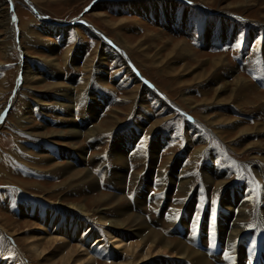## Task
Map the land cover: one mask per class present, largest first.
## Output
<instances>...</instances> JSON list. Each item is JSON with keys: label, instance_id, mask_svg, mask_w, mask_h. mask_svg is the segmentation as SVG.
Returning <instances> with one entry per match:
<instances>
[{"label": "rangeland", "instance_id": "1", "mask_svg": "<svg viewBox=\"0 0 264 264\" xmlns=\"http://www.w3.org/2000/svg\"><path fill=\"white\" fill-rule=\"evenodd\" d=\"M4 1L7 6L9 25L14 28H11V39L7 47V52L10 54V57L0 59V79H3L2 84H0V108H2L0 109V116L3 118L0 119V212L2 214L0 217L1 219H6L5 222L7 223L0 226V258H4L5 261L3 262L10 264H34L30 259L29 253L24 251L25 248L22 244L17 246V248L23 251L22 256H20L22 259H18L20 262H18V260L15 262V259H17V256L13 254H16L14 245V243H16L15 239H22L24 237V231L29 228L22 226L16 228L15 225L19 221L26 220V218L28 221H31L30 217H19V215L15 213V204L17 202L20 204V202L22 203L24 201H33L34 203L42 204L43 200L33 196V194L39 195L37 193V188L26 187L22 189L16 182L20 180L21 183L26 184L38 183L49 191L52 189L53 185L59 184L64 178L60 173L54 175L46 173L45 170H47L46 166L49 164H60L66 160L65 157H62L61 153L63 152L62 150L70 152V148H66L62 143L65 144L67 140L69 141V138L61 136L57 137V139H53L58 144L53 143L51 141L52 139L49 143L47 139L27 134V124L25 125L23 121H19L23 116L24 104L29 103L30 109L33 104V106H37L35 111L31 113V125H38V128L42 127L41 130L46 131H57L58 129L66 130V126H64L63 123L59 121L56 123L55 120L48 119L49 117L55 118V115L51 111L46 114L41 113L40 105L32 101L33 95L38 98H44L46 95L49 96L52 89H50L48 85L59 82L69 83L75 87L85 84L83 89L75 88L77 102L74 114L72 112V120H74L79 127H84L86 124L87 127L91 126L89 114L86 111L88 106L92 104L91 101L100 105L95 113V119L93 120L94 124L102 121L113 109L120 112L118 114L120 121L112 126L110 130L97 132L91 139L85 140V137H80L78 139L79 143L77 142V145L84 147L85 153L81 161L82 163L79 161L80 159H74V169L77 168L76 170H80L89 168L88 171L96 181V187L89 189L82 184L76 191L67 190L65 193L66 190H64V188H59L52 190V194L65 193V197L72 201L81 200L82 198L89 199L94 196V194L98 193L124 197V202L127 201L130 203L133 211H138L147 222H151L153 219L152 221L158 225L157 229L165 233L167 238L179 239L181 236V234H178L179 232L185 237L192 236L196 233L197 229H199L197 234L201 240V249L206 251L211 246L212 240L219 239L218 227L221 225H223V227L229 225V223H227L229 222V215H223L222 218L227 221L225 223L224 219L221 221V218H218L215 212L226 190L231 191L235 188L243 189L242 191H238V198H241L242 195L245 196L246 190H249V194L254 198V202L251 201L249 202L250 205H248V207L251 208L250 223H248V228L245 232L246 240L238 244L240 237L237 240L235 250L236 252L239 251V253H242L243 259L241 258L240 261H243L245 264H251L252 261L256 262L260 259L258 256L260 257L261 255L264 258V248L262 246L257 247V253L254 255H251V251L247 249L250 244V237L253 233L256 234V236L260 235L261 238H264V227L260 229V226L257 225V203L255 200L259 192V184L262 182L261 180L264 181L261 175L258 174L259 170L257 168H262L263 165L258 159H251L252 156L256 158L264 157V149L255 153L252 152L254 149L245 152L246 150H239L241 148L237 147V144H232L231 146H234L233 148L236 149L233 150L230 147L232 138H235L233 129L227 126L223 127L224 130H227L225 134L230 132L231 136L224 134L221 136V139H218L216 138L218 137L217 135H212L208 129L202 127L205 123L202 117L212 114H221L223 116L239 119L242 126L264 123V110L262 108L264 104V0ZM137 2L148 5V8H146L147 10L141 11L137 7H133ZM185 7L190 11L188 15L189 20L184 14ZM90 9L94 10L93 15L88 14ZM96 13H100L102 16H98ZM13 17H15V19H13ZM119 20L122 21L121 24L118 23ZM22 22L29 28L33 26L34 29H36L37 26L42 27L43 25L41 24L45 23V25H48L51 23L57 28H61V30L58 31L59 33L51 35H48L49 33L47 32L41 33L40 30H37L36 33L40 35V40H28L21 31L20 24ZM34 23H38L37 26ZM88 24L93 28L89 27ZM120 25H123V27L120 28ZM144 28L147 30H144ZM73 29H78L80 31L78 36L74 33ZM85 31L93 35L94 38L96 37V40L98 38L102 43L105 42L104 44L124 63L132 76L134 75L133 77L139 85L136 99L139 97L143 98V106L138 107L136 104L132 105L133 101L131 103L130 99L124 98V92L132 88L134 83L128 82L126 84L123 81L126 84L123 87L126 88L119 86L118 83L125 75L121 74L118 75V77L116 76V64H110V62L107 61L106 64H102V67L105 69L104 72H97L95 70L97 59H93L94 54L92 53L95 47V41H90L89 38H86L87 35ZM145 32L153 35L152 38L148 39L145 37ZM117 35L131 44L133 51L132 59L126 50L119 46L113 39L114 36ZM166 40H173L174 43L179 41L185 42L188 54H186V52L182 55L175 54L171 56V58L168 57L164 62L160 58H156L154 53L157 50L162 57L171 47L170 44L166 43ZM138 42L141 44V48H138ZM47 43H52L54 46L52 54L47 51V47L45 46ZM23 44L29 49V54L25 56V59L29 61L34 60L37 63L44 64L42 60L48 55L57 58L56 68H48L50 70L49 72L45 73L44 76L40 75L41 79L39 82L41 84L39 83V87L36 86L37 88L30 91H26V89H23L21 86L23 77L22 71L24 69V49L21 48ZM69 47L72 48V54L76 55V60L64 64L62 55ZM103 47L106 48L105 46ZM75 49L79 50L76 52ZM190 50L191 52H189ZM194 57L196 59H192ZM217 57H220L221 63H218L215 68L211 67L208 61ZM156 64H158V66ZM184 64L187 66L184 67ZM84 65H86V68H83ZM138 71L143 73L139 74ZM211 72H215V74L217 73L221 76L229 73L223 76L225 82L230 84H228V90L223 94L224 97H229L231 94L234 95V90L232 91L234 86L231 84L234 79H237V76L242 80L245 79L246 86L250 85L249 92H244L243 95L239 93L241 97H237L236 95L233 97L230 96V98L233 99L226 106H204V104L200 102L202 101L201 99L204 98L209 101L212 99L213 93L211 91L207 92L210 88H207L205 82L201 79H204V77H206L205 75L208 76L212 74ZM202 73H204V76L203 78L200 77L199 82L201 83L199 84L197 80H199L198 78ZM127 80L128 79H126V82ZM218 83L219 82H217V84ZM43 85L49 88L46 89ZM19 86H21V88H19ZM213 86H216V84H213ZM19 90L21 91L20 94ZM143 90H145V92ZM238 91L239 90L236 91V94H238ZM201 92H205V95H201ZM21 93L24 95H21ZM259 93L263 95H259ZM252 95L256 97L260 96V98H252L255 97ZM122 98L124 101H122ZM182 98H192L193 101L184 103ZM159 99L161 101H159ZM129 105L132 108H130ZM185 105H190L189 107L192 108L188 110ZM84 117L86 119L80 122ZM151 127H153L152 130H150ZM131 134L133 139L126 148L125 163L127 162V164L124 170L122 169L125 176L122 174L124 179H122L121 182V180L119 181L112 177V173L116 170V166L110 161L109 152H111L113 146L120 143L121 139ZM160 138H162V140L159 142V147L157 151L152 154L150 144ZM262 138V136L252 133L247 143L251 141H262ZM68 141L66 143H68ZM43 147H50L51 151L48 153V149L45 150ZM141 147L144 148L142 149ZM47 153L51 156V162H41L38 158L33 157V155H48ZM191 157H194L195 160ZM177 159L181 162L179 168H184L186 165L185 168H188V172L190 173L191 171V175L188 174V180H190L189 190L187 195L183 198L179 197L177 192V186L181 181H179V178L182 175H180L179 170L174 171L172 167ZM151 160L153 163L152 166L149 167V170L147 165ZM109 162L111 163L109 164ZM208 166H211L210 170L215 182H212L213 184L210 182L207 183L202 179V173ZM242 168L244 170H242ZM254 169L257 174L252 171ZM249 172L251 174H249ZM106 173L108 174L106 175ZM165 173L166 179L163 182L161 175ZM137 176L138 178L135 179ZM9 177L11 178L9 179ZM218 180H222L223 185L217 186L216 181ZM9 181H13V184H6L7 182L11 183ZM141 181H144L148 185L147 190H145L146 198L143 197L142 205L136 207V205L134 206V204H132V198L134 197L133 191H135L137 183ZM110 182L113 183L111 184ZM164 183L169 185L164 186ZM161 185L164 188H162ZM168 187L170 188L169 191H167ZM97 190L99 192H97ZM249 194L247 196H249ZM49 195V193L45 194L47 198ZM143 195L144 193L142 196ZM201 197L204 198L202 199ZM60 199L63 198L60 197L54 200V202H52V199H49L47 202H44V206L49 208L51 207V203H59L58 200ZM182 199L186 201L182 202L185 204V207H183L184 205H180ZM228 199L230 204L233 205L234 194H228ZM114 200L115 198H113V202ZM58 203L56 205H58ZM63 203L66 204V202L62 201V204ZM186 204L187 208H190L188 206L189 204L194 206L191 214H189L191 209L188 211ZM137 208L140 209L137 210ZM171 208L180 209V215L178 214L177 216L179 219H176L174 222H171L172 215H170L169 211ZM60 209L62 208H56V212L61 211ZM213 213L216 217L215 223H213ZM149 217L151 218L149 219ZM207 217L210 220H208ZM183 221L186 228L181 229L180 224ZM3 227L8 230V234H10L13 229L17 231L15 235L11 234L12 236H10L1 231ZM37 227L41 226L37 225ZM177 228L180 230L176 231ZM187 229L189 232H187ZM213 230L215 232H211ZM212 234H214V236ZM70 239L72 243H76L74 237ZM122 239L124 240V238ZM100 240L101 239L98 241L94 240L93 242H96L94 245H101ZM104 240L107 245H110L106 238H104ZM129 241L130 240L127 239L125 242ZM224 243L222 249L224 252H227L226 242ZM95 253L96 252H93L94 255L91 257L94 261L93 264H106L109 263V261H113L112 254H109L107 258H103L99 255H95ZM57 258L58 257L54 258V260ZM39 261L41 262L40 259ZM212 263L215 264L214 261H212ZM185 264L189 263L186 262Z\"/></svg>", "mask_w": 264, "mask_h": 264}, {"label": "bare ground", "instance_id": "2", "mask_svg": "<svg viewBox=\"0 0 264 264\" xmlns=\"http://www.w3.org/2000/svg\"><path fill=\"white\" fill-rule=\"evenodd\" d=\"M4 2H5L4 0H0V27H1L0 59L1 58L3 59L5 57H10V54L7 52V47H8V43L11 39V30H12L11 28H14V27H10V25H9V18L7 15V6ZM137 3H139V4H137ZM137 3L134 4L133 7H137L141 11L147 10L146 8H148V5H146L144 3H140V2H137ZM168 4H171V3H168ZM11 5H12V3H11ZM142 8H145V9H142ZM93 11L94 10L90 9L88 14L93 15ZM189 13H190V11L187 9V7H185L184 14L187 18H188ZM97 15L102 16V14H100V13ZM188 20H189V18H188ZM121 22H122L121 20L118 21V23H120V24H121ZM34 24L37 26L38 23H34ZM20 25H21L22 33L24 34V36H26V39H28V40H31V39L40 40V37H39L40 35L38 33H36L37 30H40L41 33L47 32V33H49L48 35L59 33L58 31L61 30V28H57L56 26H54L51 23H49L48 25H45V23H44L42 27L37 26L38 29L37 28L34 29L32 25H31L32 27L29 28L23 22ZM118 26H119V24H118ZM122 27H123V25H120V28H122ZM144 30H147V29L144 28ZM73 31L77 36L80 33V31L78 29H73ZM147 33L148 32H145L144 36L147 37L148 39H151L153 35H151L149 33L147 34ZM85 34L88 36V37L86 36V38H89L90 41H95V47L92 51V53L94 54L93 59H95V58L97 59V66H96L95 70L97 72H104L105 69L102 67V64H106L107 61L110 62V64H116L117 65V69L115 71L116 76L118 77V75H121V74L125 75L124 78H122L121 81L118 83L119 86H121L122 88H126L123 86H125L128 82L134 83L132 88H130L124 92V94H123L124 98L130 99L131 103L133 101L132 105L136 104L138 107L143 106V104H144L143 98L139 97L138 99H136V93H138L137 91H138L139 85H138V82L134 79V77H133L134 75L132 76V74L128 71V69L126 68L124 63L115 55V53L112 50H110L104 44L105 42L102 43L98 38L96 40V37L94 38L93 35L86 33V31H85ZM64 35H65V33H64ZM16 37H17V35H16ZM113 39L115 40V42L119 46H121L122 48H124V50H126L128 55L132 59L133 58V51H132L131 44H129V42L125 41L119 35L114 36ZM166 43L170 44V46H171L170 48L168 47L169 50L167 53L165 52V54L162 57H161V55H159L158 50L154 53L156 55V58H160L163 62L168 57L171 58V56H173L175 54L182 55L184 52H186V54H188V52H187L188 49L186 48L187 45L185 42L179 41L177 43H174L173 40H166ZM137 45H138V48L142 47L141 44H139V42L137 43ZM45 46L47 47V51L50 54H52L54 51L53 44L47 43ZM103 46H105L106 48H104ZM21 48L24 49V53H23L24 54V57H23L24 58V60H23L24 61L23 62L24 63L23 68L24 69L22 71L23 77L21 76L22 77L21 86L23 89H26V91L34 90L35 88H37L36 86L39 87V83H40L39 81L41 79L40 75L44 76L45 73L50 71L49 70L50 68H56L57 58H55L52 55H48L45 58H43V60H42V62L44 64L37 63L34 60L29 61L28 59H25V56H27L29 54V49L27 48V46L25 44H23V46ZM98 48H99V50H98ZM10 49H12V48H10ZM75 50L77 52L79 49H75ZM189 52H191V50ZM192 59H196V58L194 57ZM62 60L64 61V64H67L68 62L71 63V62L76 60V55L72 54V48L69 47L63 53ZM208 62H209L211 67L215 68V66L218 63H221V60H220V57H217V58L210 59V61H208ZM156 65L158 66V64H156ZM85 66L86 65H84L83 68H86ZM88 66H90V65H88ZM183 66L185 67L187 65L184 64ZM214 68H212V69H214ZM22 73H21V75H22ZM142 73L139 72V74H142ZM204 73L200 74V76L198 78L199 80H197V82L200 81V77L203 78ZM228 74L229 73H226V75H228ZM226 75H223V76H226ZM205 76L206 77H204V79H201V80L205 82V86L207 88H210L209 91H207V92L211 91L213 93V95H212V99L209 101L205 100L204 98L201 99L202 101H200V102L202 104H204V106H207V105L226 106L233 99V98L231 99L230 96L233 97L236 95L237 97H241V95L239 93H241L243 95L244 92H247V91L249 92V86L250 85L246 86V83L244 81L245 79L242 80L237 76V79L236 80L234 79V81L231 84L234 86L233 87L234 89H232V91L234 90V92H233L234 95L231 94L229 97L228 96L224 97L223 94L228 90V86L230 85L229 83L225 82L224 77L217 74V73L215 74V72H213L212 74H210L208 76L207 75H205ZM126 79H128L127 82H126ZM2 82H3V79H0V84H2ZM217 82H219V83L217 84ZM200 83L201 82H199V84ZM213 84H216V86H213ZM21 86H19V88H21ZM43 86L46 89H48L50 87V89H52L51 94H49V96L46 95L44 98H38L37 96L33 95L32 101L40 105L41 113L46 114L49 111H51L55 115V118H53V117H51V118L53 120H55L56 123H58V121L60 123H63L64 126H66V130H59L58 129L57 131L56 130L46 131V130H41L42 127L38 128V125L37 126L31 125L32 107L30 109L29 103L24 104L25 107L23 110V116L20 118L19 121H21V122L23 121L25 123V125L27 124V134H29L31 136L47 139L48 142L52 139L51 141L53 143L58 144L53 139H57V137H61V136L62 137L66 136L67 138H69V141L67 140L68 143H66L67 142L66 141L65 144L62 143V145H64L66 148H70L69 149L70 152L62 150L63 152L61 153V155H62V157L66 158V160L63 163L61 162L62 164L61 163L60 164L52 163V164H49L48 166H46V169H47V170H45L46 173H50V174H54V175H57L60 173L62 176H64V178L59 182V184L53 185L51 190L47 191L44 186H40L38 183H32V184L27 183L26 184V183H21L20 180H18V182H16V183H18L17 185L20 186L22 189H24L26 187L37 188V190H38L37 193L39 195L33 194V196L41 198V200H43V201H42V204L34 203L33 201H31V202L30 201H24L22 203L20 202V204L17 202L15 204V213L18 214L19 217L27 216V217L31 218V221H28L26 218V220L19 221L15 225L16 228H20L21 226L25 227V228L29 227L27 230L24 231V233H23L24 237L22 239L21 238L15 239L16 243H14V245H15L16 254L13 253L14 255L17 256V259H15V262H16V260L21 258L20 256H22L23 251L21 249L17 248V246L19 244H22L23 247L25 248L24 251H27L29 253L30 259L33 261L34 264H37V262H38V264H93L94 261L91 258L92 255H94L93 252H96L95 255H99L103 258H107V256L109 254H112L113 261H109V263H106V264H181V263L185 264L186 262H188L189 264H214V263H212V261H214L215 264H245L243 261H240L242 258V253H239V251L236 252L235 246H236L237 240L240 237L241 238L239 239L238 244L242 243L243 241L246 240L245 232L247 231V228H248L247 225H248V223H250L249 219L251 217V214H250L251 208H249L248 205H250L249 202L254 200V198H252L251 195L249 194V190L244 189L247 192H246V195L245 196L242 195L241 198L237 197V193L239 190L242 191L243 189L241 190L239 188H235V189H232L231 191L226 190V192L224 193V195H223L222 199L220 200L218 206L216 207L215 212H216V215H218L217 217L221 218V221H223L222 219H224V218H222L223 215H229V222H227L224 219L225 223L227 222V223H229V225L226 227H223V225L218 227V233H219L220 237L217 240H212L211 246L208 249L206 248L207 249L206 251H203L201 249V240L197 234L199 229H197L196 233L193 234L192 236L185 237L181 232H179L178 234H181L179 239L178 238L177 239L167 238L165 233L160 232L157 229L158 225H157V223L152 221L153 219L151 220V222H147L145 220V218H143L138 211H136V212L133 211V209L130 206L131 205L130 203H128L127 201L124 202V200H125L124 197L98 193V194H94V196H92L89 199L88 198H82L81 200H77V201L76 200L72 201L69 198H66L65 193L67 192V190L76 191L80 185L82 186V184L84 187L86 186L89 189H93L97 185L96 181L91 176V173L88 171L89 168L88 169L84 168V169H80V170H76L77 168L74 169V165H73L74 159L75 158H76V160L80 159L79 161L81 162L83 159V155L85 153L84 147L77 145L78 139L80 137L81 138L85 137V140L91 139L93 136H95L97 134V132L110 130L112 126H114L115 124H117L120 121L119 115H118L120 112L113 109V111H111V113H109L106 117H104V119L102 121H100L98 123L96 122V124H94L93 120L95 119V113L97 112L100 105L94 101L93 102L91 101L92 104L89 105L88 109L86 110L87 113L89 114L91 126L87 127V124H86V125H84V127H79L74 122V120H72L73 119L72 112H73V110H75V106H76V102H77V98H76L77 95L75 94L76 93L75 88H78V89L82 88L83 89L85 87V84L83 86L75 87L69 83L59 82V83H52V84L48 85L49 87H47L46 85H43ZM237 90H239L238 94H236ZM143 91L145 92V90H143ZM240 91H243V92H240ZM20 92L21 91L19 90V94H20ZM202 94L204 96L205 92H203V93L201 92V95ZM21 95H24V94L21 93ZM259 95H263V94L259 93ZM252 96H255V95H252ZM208 98H209V95H208ZM252 98H260V96H257V97L255 96ZM122 101H124L123 98H122ZM159 101H161V100L159 99ZM182 101L184 103H187V102L189 103L190 101H193V99L192 98L183 99ZM6 103H7V101H6ZM180 106H182V105H180ZM185 106L188 110H190L192 108V107H189L190 105H185ZM129 107H130V105H129ZM130 108H132V107H130ZM262 108L264 110V104H263ZM0 109H2V108H0ZM83 116H84V114H83ZM202 118L205 121V123L203 122L204 125L202 127L204 129L205 128L208 129L212 135H214V136L217 135L218 137H216V138H218V139H221L222 138L221 136H223L225 134V132L227 131V130H224L223 127L227 126L228 128H231L234 130L233 134H234L235 138L234 139L232 138V142L230 144L231 149L236 150L235 148H233L234 146L233 147L231 146L232 144L233 145L237 144V147L241 148L239 150H242V151L246 150L245 152H248V150L254 149L252 152L255 153V152L260 151L261 149H264V123L263 122L262 123H255L252 126H242V123L239 119L223 116L221 114H212L210 116H203ZM85 119L86 118L84 117V119H81L80 122H83V120H85ZM199 121H197V122H199ZM190 126H191V124H190ZM198 126H200V125H198ZM37 129H38V131H37ZM152 129H153V127L150 128V130H152ZM220 129H222V130H220ZM130 133H132V132H130ZM252 133H255L259 136H262L263 137L261 139L262 141H251V142L247 143V140L250 139V136L252 135ZM132 134L130 136L125 137L124 139H121L120 140L121 144L119 143L120 145L118 144L116 146H113L111 149V152H109V154H110L109 158L111 159L110 161H112V164H114V166H116V170L113 171L112 177L114 179L119 180V181L121 180V182H122V179H124V177H123L124 174L122 172V169L124 170V168L127 164V162L125 163V158H126L125 152H126V148L130 145V143L133 139ZM226 134L231 136L230 132H228ZM199 139H201V138H199ZM161 140H162V138L156 139L154 142H152V144L149 143L151 145L150 149H151L152 154H154L157 151V148L159 147V142ZM72 141H74V142H72ZM144 141H145V139H144ZM205 145H207V144H205ZM186 146H188V145H186ZM197 147H199V146H197ZM44 149L45 150L48 149V153H49V151H51L50 147H45ZM226 149H228V148H226ZM201 151H203V150H201ZM251 154H253V153H251ZM149 155H147V156H149ZM197 155H199V154H197ZM72 156H74V157H72ZM136 156H137V154H136ZM151 156H154V155H151ZM33 157L38 158L39 161H41V162H45V163L51 162V156H49V154L48 155H46V154L33 155ZM65 158H63V159H65ZM251 159H258L262 163L263 167L257 168V169L259 170L258 174H260L262 179H264V157L256 158L255 156H252ZM103 160H104V158H103ZM194 160H195V158H194ZM98 162H99V160H98ZM142 162H143V160H142ZM110 163L111 162H109V164ZM152 163H153L152 160L149 161V163L147 165L148 169H149V167L152 166ZM216 163H218V162H216ZM114 166H112V167H114ZM180 166H181V162L178 159L172 165L173 170L174 171L179 170L180 175H182L179 178V181L180 180L181 181L179 182V185L177 186V192H178V196L183 198L185 195H187L188 190H189L190 180H188V174L191 175L190 174L191 171H190V173L188 172V170H187L188 168L187 169L185 168L186 165L184 168H182V167L179 168ZM192 166H194V165H192ZM102 167H103V165H102ZM256 167H258V166H256ZM145 168H146V166H145ZM210 169H211V166H208L206 168V170H204L202 173V179L207 183L214 182V177L211 174ZM126 170H127V167H126ZM212 170H214V169H212ZM242 170H244V169L242 168ZM254 170H252V171L255 173L256 170L255 171ZM166 173L161 175V179H163L162 180L163 182L166 179ZM222 173H224V172H222ZM107 174L108 173H106V175ZM249 174H251V173L249 172ZM256 174H257V172H256ZM3 175L6 176L5 174H3ZM168 175H170V174H168ZM106 177H108V176H106ZM10 178L11 177H9V179ZM104 178H103V180H104ZM110 178H111V176H110ZM137 178H138V176L135 179H137ZM223 179H224V177H223ZM130 181H132V180H130ZM144 181L137 183L135 191H133L134 197L132 198L133 199L132 204H134V206L136 205V207H140L142 205L141 204L142 198L145 197V192H146L145 190H147L148 185ZM229 181H230V179H229ZM261 181L262 182H260V184H259L260 188H259V192L257 195V199H255L256 203H257V206H256L257 221H258L257 225L260 226V229H261V227H264V181L263 180H261ZM9 182H11V181H9ZM12 182L11 183L7 182L6 184H13ZM110 183L112 184L113 182H110ZM170 184H172V183H170ZM165 185L168 186L169 184L164 183V186ZM216 185L217 186L223 185V181L222 180L216 181ZM119 186H120V184H119ZM247 186H248V183H247ZM161 187H162V185H161ZM59 188H64V190H66L65 193H63V194H61V193L54 194L53 193L52 194V192H53L52 190L59 189ZM117 188H119V187H117ZM162 188H164V187H162ZM120 189H122V188H120ZM169 189L170 188L168 187L167 191H169ZM84 191H86V190H84ZM97 192H99V191L97 190ZM213 192H215V191H213ZM48 193L50 195L47 198L45 196V194H48ZM143 193H144V195L142 196ZM218 194H219V191H218ZM228 194H230V195L234 194V204H233L234 206L230 204L229 199H228ZM248 194H249V196H247ZM118 195H119V193H118ZM13 197H14V195H13ZM60 197H62L63 199L58 200L59 201V203L57 202L58 205H56L57 203H55V204L51 203L50 204L51 207H49V208H46L44 206L45 201L47 202L49 199H52V202H54V200H56ZM113 198H115L114 202H113ZM62 201L66 202V204H64V203L62 204ZM184 201L185 200L182 199L181 203ZM181 203H180V205H182V206L184 205L183 207H185V204L184 203L181 204ZM143 205H144V203H143ZM188 206L190 208H187V204H186L187 210L190 211V209H191V211L189 212V214H191L194 206H192L190 204ZM56 208H62V209H60L61 211L56 212ZM138 209H140V208H137V210ZM179 210H180L179 208H171V210L169 209L170 215H172L171 222H174V221H176V219H179L177 217L179 212H180ZM204 214H202V215H204ZM1 215L2 214L0 212V216ZM200 217H201V215H200ZM252 217H253V215H252ZM150 218L151 217H149V219ZM207 219H208V217H207ZM215 219H216V217L214 214V218H213L214 222L213 223H215ZM208 220H210V219H208ZM5 221H6V219H4V218L1 219V217H0V226L2 224L3 225L7 224ZM37 225L41 226V227H37ZM183 225H184V221L180 224L181 229L186 228L185 225H184V227H183ZM201 227H203V226H201ZM178 228L176 231L180 230ZM256 228H257V226H256ZM1 231L3 233L4 232L7 233L8 230L5 227H3ZM16 231H17L16 229H13L10 232V234H8V233L7 234L12 236V235H15ZM187 232H189V230ZM211 232H215V231L213 230ZM212 235L214 236V234H212ZM71 237L75 238V241H76L75 244L72 243V241L70 239ZM104 238H106V240H108V243H110V245L106 244V241L104 240ZM122 238H124V240ZM99 239H101L100 240L101 245H98V246L94 245V243H96V242H93V241L94 240L98 241ZM127 239H129L130 241L125 242ZM249 241H250L249 242L250 244H249V247L247 249H249L251 251V255H254L257 253V247L262 246L264 248V238H261L260 235L256 236V234L253 233V235L250 237ZM224 242H226V245H227V249H228L227 252H224L222 249L223 248L222 246L225 244ZM111 243H112V246H111ZM205 247H207V246H205ZM244 252H245V250H244ZM3 255H4V253H3ZM45 256H48V257H45ZM56 257H58V258L56 260H54V258H56ZM258 258H260V259H258L256 262L252 261L251 264H264V258L262 257V255L260 257L258 256ZM39 259L41 260V262L39 261ZM3 261H5L4 258H0V264H10V263H5ZM104 261H106V260H104ZM18 262H20V260H18Z\"/></svg>", "mask_w": 264, "mask_h": 264}, {"label": "crops", "instance_id": "3", "mask_svg": "<svg viewBox=\"0 0 264 264\" xmlns=\"http://www.w3.org/2000/svg\"><path fill=\"white\" fill-rule=\"evenodd\" d=\"M109 1H110V0H109ZM41 25H43V24H41ZM92 28H93V27H92ZM31 107H32V111L34 112L37 106H33V105H32ZM56 111H57V110H56ZM58 111H59V110H58ZM74 112H75V110H73V114H74ZM48 117H49V116H48ZM44 119H46V118H44ZM48 119H49V120H53V119L50 118V117H49Z\"/></svg>", "mask_w": 264, "mask_h": 264}, {"label": "snow or ice", "instance_id": "4", "mask_svg": "<svg viewBox=\"0 0 264 264\" xmlns=\"http://www.w3.org/2000/svg\"><path fill=\"white\" fill-rule=\"evenodd\" d=\"M13 19H15V17H13ZM0 119H2V116H0Z\"/></svg>", "mask_w": 264, "mask_h": 264}, {"label": "water", "instance_id": "5", "mask_svg": "<svg viewBox=\"0 0 264 264\" xmlns=\"http://www.w3.org/2000/svg\"><path fill=\"white\" fill-rule=\"evenodd\" d=\"M70 24V23H69Z\"/></svg>", "mask_w": 264, "mask_h": 264}]
</instances>
